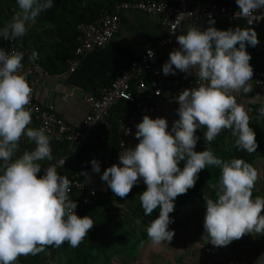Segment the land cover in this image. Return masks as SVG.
I'll return each mask as SVG.
<instances>
[{"label": "clouds", "instance_id": "9594fccd", "mask_svg": "<svg viewBox=\"0 0 264 264\" xmlns=\"http://www.w3.org/2000/svg\"><path fill=\"white\" fill-rule=\"evenodd\" d=\"M16 2L18 10L0 27V37L5 40L23 37L26 25L52 7V0ZM236 4L240 16L245 18L264 8V0H236ZM213 24L209 14L207 28L193 23L176 35L179 47L169 52L162 65L164 75H175L176 70L185 74L195 72L200 80L198 85L183 89L176 96L179 119L173 121L171 131L166 130L165 118L144 115L135 125L138 144L122 147L119 165L107 167L100 176L121 199L143 181L146 189L140 193L139 201L144 215L152 216L159 209L158 217L145 228L153 244L173 239L174 230L168 226L174 222L169 215L174 211V201L195 186L198 173L206 166L220 169L218 182L211 186L214 197L203 193V229L208 242L222 247L245 235H264V197H253L258 171L242 158H217L209 147L194 151L199 140L195 133L204 127L205 144L227 129L238 150L256 152L258 144L249 126L247 104H261L256 118H264V102L259 94L248 96L246 103H237L233 95L252 91L249 81L253 68L246 45L259 44L256 31L239 26L218 30ZM147 54L150 59L154 56L150 49ZM37 55L33 51L29 59L34 60ZM23 56L20 51L0 50V264H15L20 256L37 255L46 246L59 247L66 241L71 247H78L94 226L88 215L75 214L77 203L68 195L71 182L60 176L55 166L44 167V175L37 178L42 166L39 162L53 159L52 147L43 130L27 127L32 119L26 107L32 89L20 72ZM22 136L35 144L34 149L21 153ZM181 161L182 169L178 166ZM90 163L92 171L100 173L99 162L93 159ZM81 175L90 182L87 172ZM255 264H264V253Z\"/></svg>", "mask_w": 264, "mask_h": 264}, {"label": "built area", "instance_id": "2783aa9c", "mask_svg": "<svg viewBox=\"0 0 264 264\" xmlns=\"http://www.w3.org/2000/svg\"><path fill=\"white\" fill-rule=\"evenodd\" d=\"M134 9L143 14L156 15L160 17L162 33L142 51L131 58L106 85H103L97 94H85L83 100L87 106V112L83 116L80 125L75 126L67 123L61 115L42 105L35 96V85L39 75L46 74L43 66L31 59L22 61L20 72L32 89L30 103L26 106L31 113V123L28 125L33 129L43 130L48 136L54 137L68 144V152L55 158L47 165L41 166V171L37 173V178L44 175V167L55 166L57 173L64 169L67 156L76 151L82 150L84 153L83 164L80 170H75L69 176L70 191L73 199L81 205L76 208L75 214L83 217V206L91 205L95 200L96 189L92 186L94 176L102 174L103 171L113 164L119 165V152L122 147H135L138 140L130 142L129 137L135 125L138 115H150L158 111L162 101L168 98H175L183 89L192 88L200 83L195 72L185 74L179 70L175 75H164L162 65L168 60L169 52L173 48H178L176 35L181 34L179 26L185 20H209V14L213 20L231 22L235 17H239V7L236 0H121L113 5L110 10L101 9L95 19L90 22L78 23L76 25L77 34L75 37L72 56L65 61L67 71L72 72L77 65V57L91 51L103 48L111 38L118 32L121 25L120 13L124 9ZM183 13L182 15H179ZM242 17V16H241ZM247 25L264 18V10L257 9L253 16L245 18ZM4 40V45H0V50L11 52L15 50L13 40ZM238 47V45H237ZM151 50L153 58H149L147 51ZM246 51L250 56L264 54V40H259L255 47L246 45ZM253 68L252 86L264 84V59L256 64H250ZM244 92L233 93L239 97ZM129 96L128 99H126ZM122 102V107L116 116L117 141L112 150H104L94 143L87 146L92 133L103 124L104 128L110 127L107 120L109 110L117 103ZM249 114L251 106L247 104ZM172 127V126H171ZM171 127L167 131H171ZM204 127H201L202 129ZM127 130H131L127 134ZM199 130V129H198ZM197 130V131H198ZM197 131L195 134H197ZM97 160L100 166V173L92 171L90 161ZM82 172H87L90 182H86ZM106 182H102L100 191H106ZM94 192V195L92 194Z\"/></svg>", "mask_w": 264, "mask_h": 264}, {"label": "trees", "instance_id": "16d2710c", "mask_svg": "<svg viewBox=\"0 0 264 264\" xmlns=\"http://www.w3.org/2000/svg\"><path fill=\"white\" fill-rule=\"evenodd\" d=\"M121 0H52V7L42 11L36 18V22L30 24L26 34L23 37H19L13 40L15 45V51L24 53L23 60L29 59L33 51L38 55L33 61L39 62L47 71L55 72L65 67V60L72 55L74 46L76 44V24L80 22H89L95 19L100 9L110 10L114 4ZM16 0H0V13L10 10V6L15 4ZM2 22V21H1ZM4 24L0 23V27ZM5 41H0V45H4ZM257 56L260 54L256 53ZM22 60V61H23ZM249 63H253L251 60ZM254 64V63H253ZM122 105V102L118 103L109 110L107 120L110 123L108 132L111 133L113 142L110 148H105L102 141L96 143L104 150H111L116 145L117 134H114L116 129V116L117 112ZM251 113L249 114L250 124L249 126L255 132V139L258 144L256 152L251 154L246 151L238 150L235 146V138L231 136L230 130H222L221 133L210 143L205 144L204 133L206 128L199 129L197 136L199 140L194 148V151H204L206 147L211 148L213 153L220 159L242 158L246 162L253 165L254 159L258 157H264V139L261 137V130L264 128V118L257 119V110L261 106L260 104H251ZM102 128H104L103 124ZM107 133V132H106ZM107 136V134H104ZM105 142V141H104ZM87 146H92L93 141L86 143ZM73 156L72 167L81 168L83 163V153L81 150H77ZM69 160V159H68ZM181 169L184 166V162L181 161L178 165ZM67 170L69 168L68 161L66 165ZM60 176H69L68 173L60 174ZM220 177V169L215 166H206L198 173V179L195 186L190 188L186 194L179 195L175 201L174 211L169 215L173 218L181 208L195 201L198 197H203L201 188L204 185L209 186L210 196H213V189L211 184L218 182ZM146 189V185L141 180L138 184L134 185L131 192L127 197L135 200V207L133 209L134 216L139 218L140 223L136 225L137 228H132L129 231H116L114 233L106 232V227H98L95 219L96 215L102 214L98 211V208L109 202V198L114 194L111 189L106 191L96 190L95 200L89 206H83L82 214L88 215L94 222L93 228L88 232L87 236L79 244L78 247H71L66 241L61 247L67 246L70 251V262L72 264H92L94 262H107L110 257L126 253L137 245L141 244L148 238L145 231L149 222L159 215V209L154 210L152 216H145L144 211L140 205L139 195ZM70 199L74 200L71 195ZM214 197V196H213ZM75 201V200H74ZM76 202V201H75ZM77 203V202H76ZM81 205L77 203V208ZM95 219V220H94ZM141 225V227H138ZM57 247L55 245L46 246L44 251L37 255H27L18 257L15 264H37L39 263V257L42 253H53Z\"/></svg>", "mask_w": 264, "mask_h": 264}, {"label": "crops", "instance_id": "0c3cea01", "mask_svg": "<svg viewBox=\"0 0 264 264\" xmlns=\"http://www.w3.org/2000/svg\"><path fill=\"white\" fill-rule=\"evenodd\" d=\"M260 10H264V8H260ZM120 17V28L109 43L99 50L87 52L78 56L74 71L68 72L67 64H65L63 69L55 72L47 71L46 74L39 75L36 80L35 96L38 101L61 115L63 119L71 125H80L83 116L87 112V106L83 100L84 95L88 93L97 94L99 89L103 85H106L123 67H125L131 58L135 57L136 54L152 43L162 33L160 17L156 15H147L128 8L121 11ZM193 23L198 27H208V20L205 19L185 20L181 22L179 31L183 32V30ZM212 26L218 30L235 29L237 26L243 29L253 28L257 33L258 40H264V18L254 22L252 25H247L245 19L239 16L235 17L231 22L214 20ZM256 53L251 57V61L254 64L264 59V54L257 56ZM257 94L261 96V100L264 102V84L254 85L249 94H242L236 97L237 103H246L248 96H255ZM175 98L164 99L158 111L147 116L152 119L157 117L165 118L168 123V128L171 127L173 121L179 119L175 111L179 105ZM143 116L144 115L137 116L135 125L142 120ZM135 125L129 137L130 142L133 143L137 141L135 138ZM27 127L32 128L29 126ZM108 129L109 128H102V125L98 124L90 141L100 144V141L103 140L102 143L105 148H110L113 139ZM104 134H107V136H104ZM114 134H117L116 129ZM49 137L53 159L51 161L47 159L40 161L39 163L42 165H47L59 155L69 151L68 144L65 141L51 136ZM19 144L21 153L24 150L31 151L35 147V144L29 142L24 136L21 137ZM74 152L68 155L64 169L60 170L58 173L65 174L68 173V171L72 173L75 170L81 169L76 168L77 166L72 167V165L75 164L72 160L75 158V156H73ZM19 154L20 153L17 155ZM67 161L69 168L74 169L67 170ZM101 175L102 174H97L93 178L92 186L96 190L100 189L102 186L103 181L100 178Z\"/></svg>", "mask_w": 264, "mask_h": 264}, {"label": "rangeland", "instance_id": "374dc122", "mask_svg": "<svg viewBox=\"0 0 264 264\" xmlns=\"http://www.w3.org/2000/svg\"><path fill=\"white\" fill-rule=\"evenodd\" d=\"M14 3L9 11L3 10L0 13V23L4 24L10 20L18 10L17 2ZM35 22L36 19L28 23L26 28L28 29L30 24ZM261 137L264 139V128L261 130ZM253 167L259 174L253 189V197H264V157L254 159ZM201 192L202 194L211 193L207 185L201 188ZM203 205V197H198L179 210L172 218L174 222L168 226V229L174 230L175 233L169 243L165 241L153 244L147 238L136 248L110 257L107 262L97 261L92 264H255L257 258L264 253V235L255 238L245 235L227 246L215 247L205 237L203 229L205 208ZM134 207L135 200L129 197L121 199L113 194L108 203L98 208V211L102 212L101 216L96 215L95 217L98 220V227L103 225L102 227H106L108 233H114L117 230L123 233V231L137 228L135 226L140 221L133 214ZM61 246L51 254L42 253L37 264H72L69 259L70 248Z\"/></svg>", "mask_w": 264, "mask_h": 264}]
</instances>
